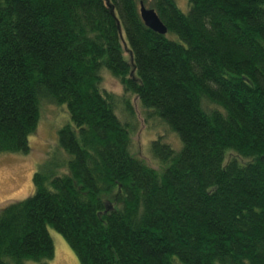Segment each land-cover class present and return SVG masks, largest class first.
<instances>
[{"label": "trees", "instance_id": "obj_1", "mask_svg": "<svg viewBox=\"0 0 264 264\" xmlns=\"http://www.w3.org/2000/svg\"><path fill=\"white\" fill-rule=\"evenodd\" d=\"M182 1L0 0V153L29 152L44 103L67 115L0 207V264H47L48 229L79 264H264V0ZM128 96L162 125L158 171L131 153Z\"/></svg>", "mask_w": 264, "mask_h": 264}, {"label": "rangeland", "instance_id": "obj_2", "mask_svg": "<svg viewBox=\"0 0 264 264\" xmlns=\"http://www.w3.org/2000/svg\"><path fill=\"white\" fill-rule=\"evenodd\" d=\"M177 2L178 8L183 11L184 2L182 0H177ZM123 55L128 59L126 50H123ZM99 88L117 97L125 96L117 78L104 71L100 74ZM127 98L134 115L135 124V129L130 134L131 153L141 159L148 167L158 171L160 166L151 161L147 153L149 142L157 134L164 132L162 125L157 121H150L151 124L148 127L145 119H143L142 108H140L136 98L133 96ZM119 110L120 108L117 107V114H119ZM66 122L67 115L64 106L59 107L44 103L40 109L35 131L28 138L29 152L26 154L0 153V207L7 203L22 200L32 194V174L39 170L41 164H46L45 162L51 153L54 155L53 159H56L57 155L54 154L57 152L56 133ZM164 135L167 142L177 146L176 140L171 134ZM174 136L176 137V135ZM58 153L62 157V154ZM49 161L51 162V160ZM61 172L62 170L59 171V173ZM48 233L53 246V257L47 264H79L61 236L50 229H48ZM23 264L36 263L28 260Z\"/></svg>", "mask_w": 264, "mask_h": 264}, {"label": "water", "instance_id": "obj_3", "mask_svg": "<svg viewBox=\"0 0 264 264\" xmlns=\"http://www.w3.org/2000/svg\"><path fill=\"white\" fill-rule=\"evenodd\" d=\"M139 16L146 28L160 35L165 34L166 29L157 18L155 12L146 8L142 2H139Z\"/></svg>", "mask_w": 264, "mask_h": 264}]
</instances>
